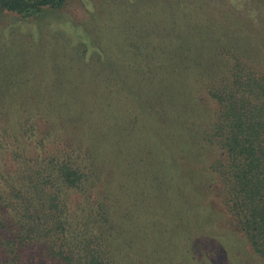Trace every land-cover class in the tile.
<instances>
[{
	"label": "trees",
	"instance_id": "obj_1",
	"mask_svg": "<svg viewBox=\"0 0 264 264\" xmlns=\"http://www.w3.org/2000/svg\"><path fill=\"white\" fill-rule=\"evenodd\" d=\"M66 1L0 0V14L37 17ZM260 4L261 14L238 16L262 25L258 37L212 25L151 36L140 17L127 18L123 51L95 58L121 62L99 75L85 60V88L56 102L0 92V264H126L135 243L123 207L149 217L157 204L161 221L182 199L208 208L209 221L226 216L264 264ZM188 186L196 192L186 195ZM152 219L149 242L164 227Z\"/></svg>",
	"mask_w": 264,
	"mask_h": 264
},
{
	"label": "rangeland",
	"instance_id": "obj_2",
	"mask_svg": "<svg viewBox=\"0 0 264 264\" xmlns=\"http://www.w3.org/2000/svg\"><path fill=\"white\" fill-rule=\"evenodd\" d=\"M260 3L264 0H67L37 17L24 18L5 12L0 14V92L16 94L24 100L30 95L37 94L36 98L47 95L46 98L56 102L61 94H73L74 89L85 88L84 84L77 86L78 79H84L87 74L88 83L93 75L92 71H83L85 60L97 58L101 48L106 55L120 54L128 42L127 18L140 17L138 26L151 36L173 27L200 30L212 25L221 32L243 26L248 36L252 34L250 39L258 37L262 25L249 19L240 20L238 16L261 14ZM133 39L136 43L144 40L138 35ZM86 41L93 46H83ZM111 58L110 62L95 59L93 62L102 67L95 74L102 75L111 64L121 62L120 57ZM28 78L32 80L28 82ZM92 88L90 84L88 89ZM2 106L6 103H1ZM182 174L179 172V176ZM204 187L206 184L201 186ZM185 192L187 195L196 190L188 186ZM215 205L223 211L217 202ZM168 206L170 218L163 217V222L158 221L163 214L157 204L152 213L147 211L149 217L143 213L136 215L134 211L125 215L129 210L123 207L126 208L121 213L124 234L135 243L126 264H260L250 243L230 225L226 216H222L223 222L219 217L209 221L210 215L205 216L208 208L183 199ZM150 217L157 221V231L159 226H164L162 237L157 232L150 240L152 251L150 242L144 240L146 236L152 237L145 223ZM191 225L196 231L190 234L187 229Z\"/></svg>",
	"mask_w": 264,
	"mask_h": 264
}]
</instances>
